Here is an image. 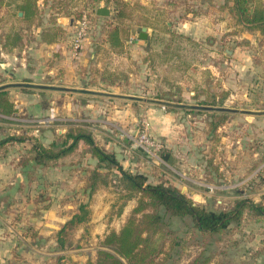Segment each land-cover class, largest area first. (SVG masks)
I'll use <instances>...</instances> for the list:
<instances>
[{"label": "rangeland", "instance_id": "rangeland-1", "mask_svg": "<svg viewBox=\"0 0 264 264\" xmlns=\"http://www.w3.org/2000/svg\"><path fill=\"white\" fill-rule=\"evenodd\" d=\"M22 1L0 0V85L14 80L56 86L70 83V87L76 83L120 96L36 87L4 90L17 108L11 115L0 112V139L15 136L25 140L10 144L5 154L0 152V168L5 171L0 181L6 186L12 183L10 189L0 191V215H9L20 224L23 235L35 248L29 254L32 261L90 264L103 248L105 236L120 231L132 215L139 195L128 197L116 167L108 163L98 166V159L85 142L49 168L28 160L34 155L33 145L50 146L66 140L71 143L67 134L83 130L92 133L100 147L115 154L124 169L146 174L151 183L177 185L175 163L165 155L176 154L178 141L186 140L196 127L204 130V125L196 126L188 109L163 106L150 99L264 110V34L239 23L230 10L231 3L225 0H36L30 16L19 11ZM100 6H108L111 14L98 15ZM85 21L82 47L74 51V37ZM56 25L63 28L57 49L42 41L43 31ZM142 27L148 28L147 39L140 38ZM115 28L123 34V42L111 50L108 39ZM169 31L185 39L179 41ZM18 34L25 39L23 48L9 51L2 47L4 35L11 44L10 39L14 41ZM179 45L186 53L178 64L181 68H175L174 60L162 63L158 54H171ZM233 52L243 59L240 70L228 62ZM67 60L71 61L70 67L65 66ZM11 61L15 63L3 65ZM220 65L241 77V81L235 78L228 86L229 93L236 96L225 103L210 96L225 90L222 78L215 75ZM104 67L118 71L119 78L111 88L101 80ZM16 68L24 72L12 75L10 72H17ZM67 70L77 74L79 80H61ZM28 72L32 78L26 77ZM199 111L192 113L204 117L205 113ZM225 113L227 119L232 116V112ZM25 162H30L29 169L23 173L20 164ZM249 167L251 173L252 165ZM95 168L103 176L91 189L88 184ZM253 178L262 180L261 175ZM253 178L246 187L251 186ZM82 202L89 206L90 219L71 234L62 249L57 233ZM234 206L214 197L206 207L220 211ZM158 212L166 229L173 232L163 240L159 259L165 264H239L244 251H249L246 236L264 233V222L245 219L231 225L232 234L206 235L199 232L191 217H174L163 208ZM12 243L19 245L23 239L17 236Z\"/></svg>", "mask_w": 264, "mask_h": 264}, {"label": "trees", "instance_id": "trees-1", "mask_svg": "<svg viewBox=\"0 0 264 264\" xmlns=\"http://www.w3.org/2000/svg\"><path fill=\"white\" fill-rule=\"evenodd\" d=\"M231 3L230 10L237 21L251 28H257L264 34V0H225ZM37 1L23 0L18 6L19 11L25 16H30L35 11ZM32 6V7H31ZM149 27V26H147ZM170 32V31H169ZM63 28L59 25L53 26L43 31L42 41L53 44L62 36ZM174 38L179 41L185 39L183 35H176ZM122 33L119 28L112 31V38L108 39L111 44V50L121 47L123 42ZM10 39V36L7 35ZM116 38V39H115ZM6 35L2 47L9 51L13 49H21L25 45V39L18 34L11 44L7 42ZM182 44V43H180ZM118 47V48H117ZM158 54L162 63H171L174 60L176 69H180V65L185 58L186 53L183 47H176L173 53L167 52ZM105 66V64H104ZM109 67H104L101 80L107 84H113L119 77L118 71ZM181 102V100H178ZM203 104H216L203 103ZM16 105L9 97L7 91H0V112L11 115L16 111ZM194 112V110H190ZM198 112V111H197ZM202 112V111H199ZM225 112H216L209 116V129L216 131L227 118ZM68 140L62 144L57 142L45 146L42 143L33 145L34 155L30 160L34 165L49 168L57 166L59 161L73 153L80 142H85L91 147V155L98 159V166L102 163H108L111 167H116L121 176V181L125 185L128 197L139 195L138 205L134 208L132 215L121 228L120 231L113 230L108 233L102 241L103 248H100L97 257L90 264H165L159 257L164 250V238L173 232L166 229L164 219L158 212L160 208L165 209L167 213L174 217H191L194 226L199 232L211 234H232L231 225L239 224L245 219H254L256 222H264V203L255 202L249 197H242L235 202L233 208H226L220 211L210 210L204 205L197 204L193 198L184 192L179 186L171 183L160 182L151 183L148 176L142 172L133 173L124 169L117 160L115 154L107 152L100 147L92 133L79 130L71 131L67 134ZM24 138L10 136L0 139V152L5 154L9 150L10 144L13 142H24ZM21 163L22 172L25 173L29 169V163ZM31 174V173H30ZM100 169L95 168L92 171V178L88 187L93 189L97 184V180L102 177ZM141 215V217H139ZM90 219V209L87 203H80L78 210L67 220L57 233V243L60 248H64L69 243L71 234L82 224ZM176 243H172L171 246ZM64 256L59 257L62 260ZM198 261H195V263ZM204 262V261H203ZM59 264V263H58ZM65 264V263H60ZM201 264H205L201 263Z\"/></svg>", "mask_w": 264, "mask_h": 264}, {"label": "crops", "instance_id": "crops-1", "mask_svg": "<svg viewBox=\"0 0 264 264\" xmlns=\"http://www.w3.org/2000/svg\"><path fill=\"white\" fill-rule=\"evenodd\" d=\"M48 45L56 48L61 43ZM12 56L15 59L18 58L16 54ZM241 60H243L242 57L233 52L228 62L234 68L240 70L242 66ZM70 62L67 60L65 66L70 67ZM14 63V61L9 63L4 62L3 65L7 66ZM224 67L225 65H220V70L215 75L222 78L221 81L224 83L225 90H221L222 92L219 93L214 91L210 93V96L212 99L216 98L217 101L222 99L221 101L225 103V100L227 101L231 96H236L232 92L229 93L228 86H232L235 78L241 81V77L233 74V69L229 72L224 70ZM18 70L17 72L11 71L10 73L14 75L18 74V72H24ZM28 73L29 75H26V77L32 78V73ZM52 74H54V78L58 77L56 73ZM66 77L79 80L77 74L73 75V71L70 72L69 70L60 79L65 80L67 79ZM15 82L17 81L14 80V82L10 83ZM105 84L106 87L108 85V87H112L110 86L112 84ZM71 85L73 87H70V83L63 87L83 88L76 83ZM102 91L105 90L103 89ZM222 105L225 104H212V106ZM202 111L205 113L204 117H200L198 113L192 112L189 113V117L196 126L198 124H200V127L204 125V130L196 127L193 130L194 133H191L186 140L180 139L178 141V151L176 154L165 155L166 159L171 158L175 163L173 165L174 173L176 174V181L174 183L184 192L188 189L187 193L197 204L207 207L214 197L221 198L222 203H225L227 206L234 205L236 200L242 197H249L257 203H264V114L232 113V116L214 132L209 129L208 121L210 120L209 116L218 111ZM248 133H251L250 137L247 135ZM20 154L18 152V156ZM250 165H252L251 173L249 170ZM2 173H5V171L0 168V177ZM255 175H261L262 180L253 178ZM250 178H253L251 186L246 187ZM217 182L223 183L218 186ZM10 185L6 186L0 181V191L5 192L6 189H10ZM28 221H32V219H28ZM18 222L22 221L18 219ZM17 236L23 239V243L14 245L12 243L13 238ZM242 237H248L246 238V243L250 244V246L248 247V252L244 251L246 254L243 253L244 259L239 264H264V233L260 235V233L253 232L250 236ZM32 250H35V248H32V243L27 239V236L23 235L20 224L9 215H0V264H39V262L32 261V257L29 255L32 254ZM8 254L9 256L5 257ZM13 254L18 256V258L14 257Z\"/></svg>", "mask_w": 264, "mask_h": 264}, {"label": "water", "instance_id": "water-1", "mask_svg": "<svg viewBox=\"0 0 264 264\" xmlns=\"http://www.w3.org/2000/svg\"><path fill=\"white\" fill-rule=\"evenodd\" d=\"M97 14L101 16H109L111 14V10L108 6H100L97 9ZM140 32V38L141 39H147L148 33H147V27H142ZM12 87H36V88H48L51 90L57 89V90H66V91H75L80 93H90V94H109V95H116L113 93H105L102 91H95L90 89H84V88H68L63 86H56V85H44V84H36L32 82H15V83H7L0 85V91H4L7 88ZM120 96V95H116ZM131 98H137V99H143L141 97H132ZM158 104H161L163 106L168 107H178L188 110H208V111H218V112H232V113H245V114H264V110H248V109H239V108H232V107H226V106H212V105H202V104H188V103H181V102H174V101H167V100H161V99H150Z\"/></svg>", "mask_w": 264, "mask_h": 264}, {"label": "built area", "instance_id": "built-area-1", "mask_svg": "<svg viewBox=\"0 0 264 264\" xmlns=\"http://www.w3.org/2000/svg\"><path fill=\"white\" fill-rule=\"evenodd\" d=\"M86 27H87V22H83L80 31L76 37H74L73 40V49L74 51H77L79 48L82 47V43L86 34ZM156 143H153L155 145ZM157 146H159V143H157Z\"/></svg>", "mask_w": 264, "mask_h": 264}]
</instances>
